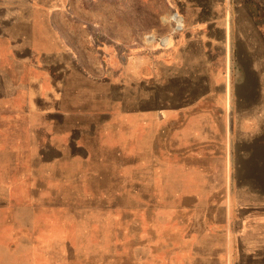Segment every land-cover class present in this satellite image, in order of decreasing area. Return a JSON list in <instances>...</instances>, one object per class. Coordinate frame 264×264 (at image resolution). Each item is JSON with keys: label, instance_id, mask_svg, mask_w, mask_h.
<instances>
[{"label": "rangeland", "instance_id": "374dc122", "mask_svg": "<svg viewBox=\"0 0 264 264\" xmlns=\"http://www.w3.org/2000/svg\"><path fill=\"white\" fill-rule=\"evenodd\" d=\"M171 48L194 87L128 74ZM246 191L264 193V0H0V264H264Z\"/></svg>", "mask_w": 264, "mask_h": 264}, {"label": "crops", "instance_id": "0c3cea01", "mask_svg": "<svg viewBox=\"0 0 264 264\" xmlns=\"http://www.w3.org/2000/svg\"><path fill=\"white\" fill-rule=\"evenodd\" d=\"M203 4V3H202ZM220 4H223V2H220ZM219 4V5H220ZM204 7L207 6L208 7V4L204 3L203 4ZM224 8V4L222 5V9ZM213 19V17H212ZM211 24H213V22H211ZM216 39L220 40L222 43L226 40V34H225V31L220 29V32H219V37H216ZM209 45V43H208ZM200 47L202 49L206 48L207 45L203 44V43H200ZM220 49H223L224 48L220 45ZM184 48H179V51H175V49H159V50H155V51H151V52H136V55H133L135 56L133 58L132 61L129 62L128 65H126V68H127V72L129 74V72H132L130 71L131 70H134L133 67H136V74H143V73H146V71H158L160 72L161 74L163 72H168V73H171V72H174L175 74H172V75H168L167 79H162V86H165V87H168L169 83L171 81H173V79L175 80H179L178 83L180 84V86L182 87H190L192 86V82H193V79H192V74L193 73V65L194 63L193 62H190L188 61L187 59L184 60L182 58H184L183 55H185V57H188L184 52ZM181 52V54H180ZM184 53V54H183ZM208 53V49L205 50V59L203 61V59H201L200 63H196V64H205V66H207V70H209V67H208V59H206V57L209 55L207 54ZM209 57V56H208ZM178 58L182 59L180 62L177 61ZM135 60V61H134ZM189 66V67H187ZM179 71H182L185 73V75H180L179 74ZM188 73V74H186ZM174 80V81H175ZM169 81V83L167 82ZM207 81V79H206ZM205 81V82H206ZM200 82L202 83V79L200 80ZM167 83V85H166ZM204 83L199 85L200 88L204 87ZM206 86L208 87L209 85H207L206 83ZM194 87V86H192ZM197 88V87H196ZM182 98L181 100H187L188 97H190V101H192V92L191 90H189V92H185L183 95H181ZM248 184V189L251 191V188L254 189L255 191L258 190H261V188L259 189V187H257L256 185H254V183L252 182V180H249L247 182ZM242 194V193H240ZM245 195L244 196V202H243V206L246 207V208H257V206L259 205L258 203V200L261 201V206L259 207H264V193L263 194H255L253 192H248L246 191L244 193ZM208 258H206V262L208 263ZM205 262V263H206Z\"/></svg>", "mask_w": 264, "mask_h": 264}, {"label": "built area", "instance_id": "2783aa9c", "mask_svg": "<svg viewBox=\"0 0 264 264\" xmlns=\"http://www.w3.org/2000/svg\"><path fill=\"white\" fill-rule=\"evenodd\" d=\"M172 15H174L175 17H177L178 19H180L179 21L173 20V22L175 23V28H176V30H181V28H182V19H181V17H180L177 13H173ZM171 20H172V19H171ZM166 38H168V37H166ZM162 39H164V37L160 39V43H161L162 45H166L167 42H166V44H165V43L163 42ZM166 41H167V40H166Z\"/></svg>", "mask_w": 264, "mask_h": 264}, {"label": "bare ground", "instance_id": "6f19581e", "mask_svg": "<svg viewBox=\"0 0 264 264\" xmlns=\"http://www.w3.org/2000/svg\"><path fill=\"white\" fill-rule=\"evenodd\" d=\"M169 18L172 19V20H176V21H177V19H175V18H177V17L174 18V15H170ZM179 20H180V19H179ZM146 39H147L148 42H154V41H155V40H154L155 37H154L152 34H151L150 36H147ZM162 40H163V42H164L165 44H166V42H168V38H166V37H164V39H162ZM166 40H167V41H166Z\"/></svg>", "mask_w": 264, "mask_h": 264}]
</instances>
